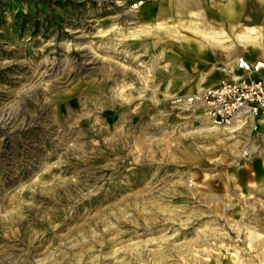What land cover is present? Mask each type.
Returning a JSON list of instances; mask_svg holds the SVG:
<instances>
[{"label":"rangeland","instance_id":"1","mask_svg":"<svg viewBox=\"0 0 264 264\" xmlns=\"http://www.w3.org/2000/svg\"><path fill=\"white\" fill-rule=\"evenodd\" d=\"M249 27L264 0H0V264H264V141L172 102Z\"/></svg>","mask_w":264,"mask_h":264},{"label":"built area","instance_id":"2","mask_svg":"<svg viewBox=\"0 0 264 264\" xmlns=\"http://www.w3.org/2000/svg\"><path fill=\"white\" fill-rule=\"evenodd\" d=\"M264 59H250L237 56L231 69L218 84L202 90L173 97L172 102L180 109L191 111L213 126L251 125L255 133L264 132L259 125L264 120ZM253 148L247 144L243 149L245 156L251 155Z\"/></svg>","mask_w":264,"mask_h":264},{"label":"crops","instance_id":"3","mask_svg":"<svg viewBox=\"0 0 264 264\" xmlns=\"http://www.w3.org/2000/svg\"><path fill=\"white\" fill-rule=\"evenodd\" d=\"M238 15H236L235 14V17H237ZM256 28V27H255ZM258 32V33H257ZM255 33H257V34H261V36H262V40H259V39H257L256 37H253V39H252V41L254 42V44H255V48H254V52L256 53V55H255V57H253L252 55H251V53H249V54H243V55H245V56H247L248 58L250 57V59H256V58H263L264 59V27L263 28H256V30H255V32H252V35L254 36V34ZM259 34V35H260ZM256 38V39H255ZM249 41V40H248ZM248 41H246L247 43H245L244 45H245V49L248 51V45H250V44H248ZM251 45H253V44H251ZM250 45V46H251ZM221 49H223V48H221ZM225 49H223V51H224ZM231 51L232 50H228L227 52H226V55L227 56H230L231 55ZM253 53V52H252ZM240 54H238L237 56H239ZM237 56L235 57H233V59L230 61V64H231V62H234V64H235V60H236V58H237ZM234 64L232 65V66H230V67H233L234 66ZM262 74H264V70L262 71ZM222 77H220V78H218L217 77V79H216V81H215V83L216 84H218L219 83V81H220V79H221ZM215 84V85H216ZM259 130L261 131V132H264V120H262V122L260 123V125H259ZM259 132L257 133V139H261L260 138V136H259Z\"/></svg>","mask_w":264,"mask_h":264},{"label":"bare ground","instance_id":"4","mask_svg":"<svg viewBox=\"0 0 264 264\" xmlns=\"http://www.w3.org/2000/svg\"><path fill=\"white\" fill-rule=\"evenodd\" d=\"M198 28V27H197ZM249 30H250V32H255V30H256V28L255 27H249L248 28ZM212 33V32H211ZM223 34L224 33H222V32H217V33H214V34H209V35H211V38H212V40H213V42L215 43V46H219V47H224V46H222V41H223V38H222V36H223ZM208 35V34H207ZM246 36V35H245ZM251 37V36H250ZM190 43H192V42H190ZM248 44H254V42L252 41V40H249L248 41ZM227 65V64H226ZM232 67H230V69H231ZM214 79V78H213ZM216 79V78H215ZM221 80V79H220ZM216 83L214 82L213 84H212V86L213 85H215ZM203 88H200L198 91H200V90H202ZM197 91V92H198ZM195 93V92H194ZM203 119V118H202ZM203 124L205 125V126H207V127H210L211 129L213 128V130H222L223 128L224 129H228L230 132H233V131H235L237 128L236 127H234V125H229V126H224V127H218V126H213L212 124H210L208 121H206L205 119H204V121H203ZM222 128V129H221ZM240 128V127H239Z\"/></svg>","mask_w":264,"mask_h":264}]
</instances>
